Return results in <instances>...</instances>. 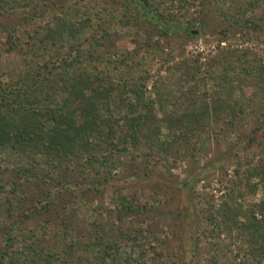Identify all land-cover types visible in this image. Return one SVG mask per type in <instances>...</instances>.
Returning <instances> with one entry per match:
<instances>
[{
	"label": "rangeland",
	"instance_id": "rangeland-1",
	"mask_svg": "<svg viewBox=\"0 0 264 264\" xmlns=\"http://www.w3.org/2000/svg\"><path fill=\"white\" fill-rule=\"evenodd\" d=\"M74 10L80 11L76 25L90 20L92 36L72 40L65 32L58 52L38 61H70L77 54L73 45L86 51L97 37V50L111 60L84 59L82 67L117 87L106 118L148 115L139 93L161 140H180L185 124L174 122L181 112L204 103L233 110L202 133H189L170 155L127 146L119 159L113 151L118 167L111 174L106 166L99 173L80 167L75 177L60 170L51 182L39 172L40 179L14 178L9 171L27 168V156L0 147V171H6L0 174V248L10 245L11 253L33 244L36 254H23L20 264L43 260L41 251L57 256L58 264H98L97 251L106 243L118 245L107 264H264L250 256L252 246L238 227L221 229L224 203L236 185L243 189L247 163L256 167L264 160V73L234 72L229 78L223 67L230 56L264 67V0L252 8L248 0H57L48 11L40 5L24 7L18 16L0 14V54L11 47L10 28L27 27L42 37L45 25L53 27ZM18 35L27 51L26 36ZM21 61L4 55L3 78H17ZM259 181L252 180L258 185L254 194L237 199L243 207L264 203ZM124 201L138 210H122ZM91 244L97 246L85 247Z\"/></svg>",
	"mask_w": 264,
	"mask_h": 264
},
{
	"label": "trees",
	"instance_id": "trees-1",
	"mask_svg": "<svg viewBox=\"0 0 264 264\" xmlns=\"http://www.w3.org/2000/svg\"><path fill=\"white\" fill-rule=\"evenodd\" d=\"M54 1L55 3L53 0H0V14L6 15L9 11L18 16L24 7L34 6L38 9L40 5L48 11L50 4L57 3V0ZM141 1L148 5L150 3V0ZM260 2L261 0H248V6L252 8ZM65 14L69 16L59 18L53 27L45 25L43 27L45 35L42 37L35 36L36 32L22 27L21 31L26 36L27 51L19 47L20 37L17 36V33L21 32L19 27L10 28L6 38L8 42L10 41L11 47L6 54H0V147H8L16 154L27 156L28 159L27 168L18 167L9 171L14 178L33 175L40 179V175H36V172H39L45 174V178L51 182L55 179L56 173L61 171L75 177L80 167L92 168L99 173L106 166L111 174L118 167L117 162L112 161L113 151L118 153L119 159L127 151V146L134 149L144 147L159 155H170L178 148L181 140L187 141L185 136L187 137L189 133H202L204 128L210 124L217 125L226 112L233 110L230 105L204 103L197 111L181 112L174 122L177 126L185 124V133L180 140L170 136L161 140L160 130L156 126L151 109L148 104L141 101L139 93L136 94L137 100L144 108L150 110L148 115L123 117L121 121L106 118L104 112L109 109L117 87L114 81L103 73H91L82 67L84 59L97 62L111 60L104 52L97 50L99 45L97 37L92 38L93 41L86 51L76 49L73 45L77 54L70 61L67 58L61 60L59 64L54 61H42L45 54L52 56L58 52L59 43L63 42L65 32L72 40L87 38L89 35L91 37L93 34L94 26L88 18L77 24L78 26L74 23L80 14L79 10L66 11ZM4 55H12L22 60L20 73L13 80L3 78L1 74V59ZM41 58L39 62L38 59ZM232 59L234 62L231 56L224 59L225 77L230 78L234 72L264 73L262 66L251 68L247 61L238 64L235 56ZM159 95L162 97L160 93ZM242 166L243 162L240 161V169ZM246 166L249 169L243 171L246 177L243 189L236 185L228 194V201L224 203L221 214L224 225L221 229L230 230L238 227L239 233L252 246L249 249L250 256L260 263L264 261V203L245 208L237 199L256 192L258 185L252 183L254 178H259L258 184L264 189V160L256 167L250 163ZM4 172L6 173L5 170L0 171V174ZM18 188L19 184L13 189L16 196ZM121 208L130 213L138 210V206L125 201ZM239 218H242V221H239ZM19 231L26 235L23 229ZM1 233L3 227L0 225ZM7 239L12 243L16 241L14 238L11 239L10 235ZM93 245L97 246L91 244L85 247L90 249L94 247ZM117 248L116 243H106L102 253L97 249L98 264H107V257ZM10 250V245L0 248V264H20L18 262L23 254L31 252L36 254L33 244L26 245L23 250L8 253ZM41 252L43 256H47L43 260L39 257L33 264H58L57 256Z\"/></svg>",
	"mask_w": 264,
	"mask_h": 264
}]
</instances>
